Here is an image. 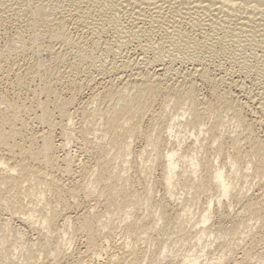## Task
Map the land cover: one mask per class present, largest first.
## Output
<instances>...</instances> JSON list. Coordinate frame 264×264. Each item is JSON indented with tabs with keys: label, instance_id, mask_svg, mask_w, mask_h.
<instances>
[{
	"label": "bare ground",
	"instance_id": "bare-ground-1",
	"mask_svg": "<svg viewBox=\"0 0 264 264\" xmlns=\"http://www.w3.org/2000/svg\"><path fill=\"white\" fill-rule=\"evenodd\" d=\"M29 3L31 4V7L38 12L39 11L43 12L47 7L50 6V8H48L50 10V12L49 13L44 12L41 20H39V22L37 24H35L31 21V19H30L31 15L29 16L28 11H26V6L23 7L18 0H0L1 12L4 13V11H3L4 8H5V10H6V8H8V9L12 10L11 15H13V16L21 15L22 16L21 23L19 21L20 25L15 30L16 32L13 34V36H11V38L9 40H5L4 43L0 46V75L2 73L6 72V70L5 71L3 70L5 67L2 68L1 63H3V62H1V61L3 59L6 60L8 57H11L13 54L17 55V54L26 53V51L29 50V46L32 48V45L34 44V41L37 39V37L39 39H42V42H41L42 48L41 49L52 52L53 50L55 51L56 47H58V48L62 49L61 51L63 52L62 53L63 57L56 59L55 57L51 56L52 58L50 59L51 61H50L49 65L44 64L43 62H41L42 61L41 60V61L35 62L31 65H27L26 67L23 66L24 67L23 68L24 74H21L22 73L21 71H20L21 72L20 74L17 71L14 73H11L12 76L14 77V80L17 82V84L18 85L20 84L21 86L25 85L26 81H28L27 79H29V80L31 79L32 81H34L33 80L34 78L33 79L31 78L32 76L33 77L38 76V78L40 79V84H41L40 93L43 95L44 94L48 95V96H46L47 98L45 97L46 99L44 98L45 100L40 101L39 104L36 103L38 105V107L41 109L40 114H38V115L33 114L32 115V110L34 109V108H32V104L30 103L31 105L30 104L27 105L24 102L25 100H22V98L19 99L20 95H18L19 98H17V97L16 98H9V97L7 98L3 94L4 91L2 89L1 90L3 92L0 91V209L3 210V213L5 211L6 215H8L7 217H9V216L10 217H18L19 219H22L23 221H27V220L29 221L30 219H32L31 215H33L35 213H32L33 211H31V209H33V207L28 208L27 206H26V210L30 209L29 211H31V212H29V213H32V214H29L28 212H27L28 213L27 214V213H25L26 211H22L24 208V206L22 204V203H24V201L22 199H24V197L25 198L29 197L30 199H32L31 198L32 193L33 194L34 193H38V194L40 193L39 195L41 196L42 193H44L43 191H46L44 189H47V193L50 194V192H51V194H53V197L55 198L54 200L56 201L57 206H61L63 211H65L64 212L65 217L63 216L65 222H67L68 219H72V218L74 219V221H76L74 224V227H72V228H74L73 232H72V230H71V232L73 233V235H79V237H81L83 239L82 250H80L79 257L83 256V257H86L88 259L90 258V259L97 260L100 258L102 252L107 250L106 247H108L110 236L113 235V234L111 235V232L113 230L110 232L111 228L109 230L106 229L107 226H106L105 222L103 221L104 217L102 219V216H105L106 214L104 213L105 215H103L102 212H99V211H97V209L94 208V207H96V205L95 206L92 205V206H88L84 209L82 208L81 210L75 209L76 211L73 212L74 215H72L71 214L72 211L70 210L71 206H69L68 201L65 200L66 198L65 199L63 198L64 197L63 195H65V193H63L62 191L65 188L66 184H64L63 182H60V178H55L52 175V173L55 174V170L57 169L62 176L65 175V177H66V175L70 174L72 172V169L74 168V167L72 168V166H74L73 160H75L73 156H72L73 157L72 158L68 152H66V153L64 152L65 154L59 158L58 155L55 153V151H56V149L58 150V148H65L64 145L66 146L70 141H72L71 138L75 134H73L74 128L71 125L72 123H69V121L70 122L72 121L73 115L75 113H79L80 114L79 120H81L80 124H83V126H82L83 128L90 125L92 123V121L94 123H97V119H98L97 124L102 127V130L105 132L104 135L106 134V136H107L106 143H104V145H102L100 143L97 144V142L93 143L92 141H89V140H92V137H91V139L87 138V137H89V135L86 136V133L88 132V131H85L86 128L83 130L81 127V130L86 132L85 134H80V132L83 133L82 131H78L79 133H77L78 135L80 134V137L82 140V142H81V140L78 139L82 143V147L84 150L83 152H88V153L90 152V154L92 152V154L94 153L96 155V156L94 155L95 157H98L95 159L96 160L98 159L97 162L99 161L98 162L99 163L98 164L99 170L97 171L98 173L94 172L95 174H97V176L94 177L93 182L96 183L94 185L98 184L100 187L99 196L101 194L104 197H106L105 198L106 200L111 199L115 208L117 207L118 209H120L124 212L123 213L121 211L122 216H123V214L126 215L129 212L128 207L130 208V206H133V204L135 206V202H138L140 200L139 199L140 191L137 192L138 194L136 193L137 194V196H136V194L132 192L133 191L132 189H134L132 185L135 183L130 184V182H129L130 180L129 179L127 180L125 177H123V175L121 174L122 172H120V170L116 171V169L115 170L111 169V166L113 168V165L109 166V164H108L109 159H107V158L111 159V157L110 156L107 157L106 153L107 152L109 153V150H113V152H112L113 154L112 153L111 154L114 155L115 157H113L110 154L112 156L111 161H115L116 159H118V157H120V158L122 157L121 160H123V162H124L125 157L127 155H130V148H129V142H128L129 138L132 139V137H134V136L141 135V136H143L142 137L143 139L146 138L148 140L151 137L150 135H152V136L154 135L153 139L150 138V139H152V144H153L152 149H153V151H155V153L154 152L152 153L154 155L152 156L151 159L153 160V162H155V164L158 163L157 165H159L160 166L159 168H161L160 177H159L160 182L159 183H161L162 186L164 185L165 190H168V188L173 186V184H176L174 182L177 180H174V179H178L180 183L178 181L177 182L179 184H181L183 188H188V187L191 188L193 186V189H194L197 186V188H200V189L205 188V189L216 190L218 193H217V197L214 200L219 202V203L223 199V197L224 198L229 197L228 206L236 203L237 205H239V207L237 206L238 207L237 209H240L236 212V213H238L237 215H240L239 213H242V215H240L241 217L235 216V217H237L236 219L233 217L234 219L231 221V224L229 225V229L231 230V233H233V236L237 235L238 237L237 236L236 237L238 238V240H242V243H243V245L241 244V242H240V244H238L240 246L242 245L241 250H240L241 253L238 257L234 258V256H235L234 251L235 250L232 251L231 250L232 247L230 249H228V252L231 251L230 253L233 256V257L231 256L232 257V263L244 264L245 261H246V263H249V262H247V260H249L253 256V254H256V256H258L259 258H263V256H264V185H263L262 180L264 179V133L258 134L254 131L255 130V123L254 122L256 120L255 121L253 120L254 122L251 120L247 121L248 119L246 120L245 117H243L244 115L242 116L240 108L237 105L238 103L236 104L235 102H233L232 101L233 99H231V97H229V95L225 91L220 92L221 90L218 89L219 93H217L218 90L217 91L214 90L213 94H214L215 102L209 103V101L205 102L198 97L196 90L194 89V86H189L187 88H185V86H184V88H183L182 83L181 84L180 83L173 84V91L172 92H174V96H170L171 94L169 95V97H173L172 103L171 104L169 103V104L171 105L172 109L174 110V113H172V116H169L170 118L168 120L166 119L167 121L165 120V122H163L164 123L163 126L160 125V129H157V130L152 129L151 134L147 133V131H145V133H143V132H141V129H140V128H143L140 125V120H143V118H145V116L148 114H149V116H152V118H154L152 111H151L152 110V103L154 101H156V99H157V97H159V95H161L159 93L162 90L166 89L164 91H165V94H167V89L172 88V86L170 88L169 87L170 85L167 86V84L165 86L164 80H165V77L167 78V75L170 76L172 74V70H173L172 65L173 64L171 62H172L173 58L175 60L178 58V57L175 58L177 55L176 51H179L182 54L183 58L180 60H183V61H186L187 63L189 62L190 64L195 65V68L194 67L193 68L195 69V72L199 73V76L201 75L203 78L207 77L206 76L207 71L205 72L204 68H201V67L196 68L197 66L201 65L200 63L202 62V60H203L202 58L204 56L201 53H199L197 51V49L195 50V49L191 48L192 46H194V45H190L193 43L192 40L194 39V37H190L189 35L187 36L185 34L180 33L183 30V29L181 30L182 27L180 28L181 22L189 23L190 25H196V26H198V25L203 26V27L209 26L211 31H212V28H213V30L214 29L215 30L223 29V30H225V32L228 30V33L231 32L232 36L236 35L239 37H240L239 34H242V35L244 34L245 37L246 36L247 37H249V36L253 37L254 33L256 34V32L257 33L260 32L257 35L260 38H261L260 35H263L261 38V39H263L264 38V0H30ZM36 11H34V12H36ZM118 12H120L119 14H121V12H123V14H124V12H125V14L127 15V16H125L126 20L129 18L127 20V23L129 24V26H128L129 28L128 29L126 28L129 32V36L130 35L134 36V38H136L138 36L137 39L139 38V36L142 37L145 41L142 48L146 51L151 50V52H152V57H147V58L142 60V63L145 66V70H144L145 72L144 71L142 72V69L139 68L141 71L139 70L138 72L130 74L132 77L131 76H129V77H131L132 79H130V78H129L130 80L126 79L127 81H125V79H124V81H121L120 83L119 82L117 83V81H116V83L112 82V83L106 84L107 82H109V81H107L104 85L103 80L102 81L97 80L98 82L101 81L103 83V84L101 83L102 86H100V87L97 86L98 84H100V83H98L96 85L97 87H93V89H92L93 91L91 92V96L88 97V99H86V102L82 101L83 102V103L81 102L82 106L81 105L79 107L74 106L75 108L71 112V107L75 104V100H76L75 98H76V95L78 94V92L82 88L91 85L93 77L95 78V75L93 76L91 74L92 71H94L93 69H96L95 71L103 74V73H105V71H109L110 69L112 70V71L110 70V72L112 73L113 71H116L118 69L124 70L125 68H128V67H129L128 69L130 70V67L132 68L134 66L132 61H130V62H132L133 66L130 65V62H128L129 61L128 59H127L128 61L123 60L125 57L122 59V58H120V56H122V55H120V56L117 55L119 53L118 52L119 47H121V44H124V40L127 38V36L123 35V33L125 32V29L123 30L124 24H123V26H121L122 27V29L120 28L121 30L117 27V23H118V25H120L118 22L119 21L118 18L116 19V17H115V15ZM6 13H8V11ZM9 13H10V11H9ZM67 16L72 17V19H71L72 23H70V24L73 26L71 28H73L76 32V33L73 32L74 34H72L71 31H68V29L70 27L68 26L67 23H68V19H70V18H67ZM120 21H121V19H120ZM106 23L111 24V27L114 26L113 27L114 34L112 33L113 35L111 38L112 41H108V40H106V38L104 39V37L102 38V34L104 32H106L105 31L106 26H104V25H106ZM107 26H109V25H107ZM127 30H126V32H127ZM163 30H165V32L169 31L172 34H174L172 36H176L175 41H174V38L168 37L167 35L164 36L163 34H161V35L157 34ZM107 32H108V30H107ZM183 32H184V30H183ZM171 33L169 35H171ZM211 34H213V33H211ZM227 35L228 34L226 33L225 36H227ZM7 36L9 37V35H7ZM157 36H158V38L156 39ZM225 36H223V37L225 38ZM8 37H6V38H8ZM215 37H217V36H215ZM123 38H125V39L122 40ZM191 38H193V39H191ZM221 38L220 37H219V39L217 38L218 40L216 38H214V39L219 41V40H221ZM137 39H136V41H137ZM240 39H242V37ZM240 39L238 41H240ZM248 39H249V41L247 40L248 45H255L256 46L255 41L257 42V40H252L254 42H252V41L250 42L251 39L250 38H248ZM255 39H256V37H255ZM231 40H233V39H231ZM263 41L264 40H262V43H263ZM175 42H177V43H175ZM194 43H195V41H194ZM209 44H210V42H209ZM206 46L208 47V45H206ZM262 47H264V45H262ZM164 48L167 49L166 50L167 58H168L167 60H169V61H166V59L162 58V56L163 57L166 56V53L163 50ZM163 52L165 53V56L163 55L164 54ZM179 52H178V56L181 55ZM102 53H103V55H105V54H108L110 56L112 55L110 57L111 60L109 59L110 60L109 65L110 66L107 65V63L105 64V60H104V62L101 61L100 56L102 55ZM15 55H13V56H15ZM141 55H140V57H141ZM30 56H32V55H30ZM141 59H142V57L140 59L139 58L136 59V61L141 60ZM8 60L9 59H7V61ZM163 60H165V62H163ZM5 63H3V64H5ZM136 64H138V63H136ZM6 67H7V65H6ZM244 67H246V66H244ZM8 69L10 70V68H7V72H8ZM137 69H135V70L137 71ZM119 71H116V72H119ZM126 72H127V70H126ZM132 72H134V71H132ZM176 72H177V70H176ZM245 72L247 73V71H245ZM121 73H119L120 78H121ZM123 75H124V73H123ZM5 76L7 78V74ZM9 76H10V73H9ZM81 76L83 77L82 78L83 80L81 79ZM125 76H128V75H125ZM2 77H4V76H2ZM263 77H264V75H263ZM111 78L116 79L117 77L116 78L111 77ZM112 79H109V80H112ZM80 80L83 82H80ZM120 80H122V79H119V81ZM94 81H95V79H94ZM94 81H93V83H94ZM61 83H64L67 86V88H66V86H64V87L68 91L70 90L69 91L70 93L68 92L69 96L62 97L60 95V92L55 90L56 88L54 87V85L55 84H61ZM64 84H62V85H64ZM20 85H19V87H20L19 89H22ZM188 85H186V86H188ZM262 85H263V83H262ZM16 87H18V86L16 85ZM169 91H171V90H169ZM17 93H19V92H17ZM34 93L35 92L33 90V93H32L33 96H35L37 94V93H35V94ZM254 93H256V92H254ZM252 94L253 93H251V95ZM255 95L256 94H254L253 97ZM259 95H261V94L259 93ZM165 96L167 98L163 97V98H165V100L163 99V102H166V100H168V95H165ZM256 96H258V94ZM253 97H250V98H253ZM89 98H90V100H89ZM247 99H249V98H247ZM31 100H29V101H31ZM251 100H253V99H251ZM254 100H257V103L255 105H258L259 111H261L264 114V98L262 96H260L258 98L256 97V99H254ZM37 101H38V99H37ZM94 101H96V103H94V104L95 105L97 104V105L94 106V108L88 107L89 102H90V104L91 103L93 104ZM169 102H171V100ZM182 104H185V105L187 104V107L184 108ZM214 105H217V107ZM1 106H3V107H1ZM260 108H261V110H260ZM225 110H226V112H229L230 115L232 114V116L234 117V120L237 121L236 124L237 123L238 124L236 127L241 128L240 134H238V135L235 134V136H232V137H230L231 135L228 136V139H229V140L227 139L229 141L228 144L226 143L227 142L226 138H224L221 135L222 133L221 132L219 133L218 127L220 125L219 126L217 125V124H220V122H221V119H219V116L222 113L221 111H225ZM153 113H154V111H153ZM185 113H187L186 115L188 117L187 119H185L186 121L183 122V123H185V126L190 128L189 131H191V133L203 132L205 130L206 135H207V137H205V139L207 138L206 142L201 141V140H200L201 142L198 141L199 139H198V137H196L197 134H195V133H194L195 139H193V140H195V142L193 141L190 145H186L185 147H182L183 142H184L183 139L180 138L181 139L179 142L180 145L178 144V142L175 144V141H174L175 139L171 140V138L174 137V135H173L174 130H173L172 125L176 121L179 123V120H181V119H178V118L182 117ZM206 113L214 114V117L216 116L215 118L218 119L219 123L214 122V121H217V119L214 118L215 119V120L213 119L214 124H212V123H211V125L208 124V126H206L203 129V126L206 125L205 124V117H204ZM208 114H206L207 117L212 116V114L211 115H208ZM24 115H27V116H25L26 119L24 118ZM230 115H229V117H230ZM56 118H58L59 120H57ZM148 118H150V117H148ZM32 120L46 125L47 130H45V131L43 130V132H40L39 134H37L36 131H34V132L28 131L29 133H27V134L25 132H23L24 130H26V132H27L28 128H26V126L28 124V127H29L30 125L28 122L32 121ZM62 120H63V122H64V120H66L67 123H66V126L65 127L63 126L64 128H62L60 130V133H59L60 139L57 140V142H55L54 140L56 138L53 139V136H54L53 130L56 127V125L58 126V124H60V122H62ZM156 120L158 121V119H156ZM171 121H173V123H170ZM153 122H154V120H153ZM257 122H258V120H257ZM178 123H176V124H178ZM68 124H69V126L71 125L70 128H69ZM85 124H88V125L84 126ZM153 124H155V122ZM63 125H64V123H63ZM155 125L157 126L158 124H155ZM178 125H180V124H178ZM90 126L92 127V125H90ZM97 126L95 125L96 128H97ZM154 126H152V127H154ZM72 128H73V130H72ZM90 129L95 130V128H90ZM147 129L148 128H146V130ZM94 130H92V131H94ZM98 130H100V129H98ZM102 130L100 132H102ZM148 130L150 131V129H148ZM153 131H154V133H153ZM95 132H93V134L96 136L97 133L95 134ZM87 134H92V133H87ZM198 134H200V133H198ZM99 135H101V133ZM203 135H204V132H203ZM239 135H240V138H239ZM102 136H103V133H102ZM74 137H76V135ZM98 137H100V136H98ZM78 138H79V136H78ZM199 138H201V137H199ZM222 138H223V140H226V141L224 142L222 140ZM38 139L40 140L39 141L40 143H37ZM76 140L77 139H75V141ZM87 141H89L91 143V145L89 143L86 144ZM149 141H151V140H149ZM167 141L170 142V147L167 146L168 148L166 147L167 149L165 148L164 151H162L161 147H163L164 146L163 144L165 142L167 143ZM240 142H243V144L245 145V146H243V149H244V147H246V149L244 150V152H246L245 154L242 153L241 147L243 144H240ZM149 143H151V142H149ZM214 143H215V145H214ZM171 144H172V146H171ZM177 144L179 145V148L174 147ZM86 145H88V146H86ZM228 145L230 146V148L233 151V153L229 156L230 157V164H228V165L231 166L229 171H227V169H225L226 163L225 164L223 163V165H221V166H217L216 164H214V160L216 159V156L223 155L228 151V147H227ZM106 147L108 148V150ZM181 147L185 149L183 153H185V157H187L186 161L189 162L190 163L189 165H191V167H192L191 172L186 171V173L188 172L187 174L184 172L187 168L185 170H182V171L177 170V167H178V163L176 160L177 156L179 158H180L179 155H181L182 158L184 156L182 154L177 155V151L182 149ZM105 149H106V152H105ZM202 149H203V151H202L203 154L199 155V157H198L197 152L198 151L200 152ZM211 150H212L213 154L210 153ZM226 157H228V156H226ZM227 160H229V159H227ZM179 161H181V160H179ZM116 163H114V164H116ZM115 166H117V165H115ZM142 166H144V165H142ZM46 167H49V169L52 171L49 179H47V176L50 174L51 171L46 172V170H45ZM198 168L201 171L200 172L201 174L198 173L200 175V178H199V175H198V178H196L194 176L195 173L198 171ZM236 169H240V170L245 169V171H243L245 173L244 178H246V176L249 175L252 178V180H257L256 183H258V185H259V186H256L257 184L255 185L256 186L255 189L256 188L258 189L257 193L254 192V194L249 197V195H247V192L245 191V189L243 190L242 188H238V187L242 186L239 183V181H238V183L241 186L235 187V184H233L235 182H233V181L235 179L234 175L236 174L235 173ZM248 170H249V172H247ZM58 171H57V173H58ZM84 171L85 170H83V172ZM88 172H89V170H88ZM126 173H127V171H126ZM237 175L238 174H236L235 176H237ZM72 176H74V175H72ZM178 176H179V178H176ZM249 176H248V178H249ZM145 177H147V176L145 175ZM62 180H63V178H62ZM131 180H132V178H131ZM70 181H71V178H70ZM72 181L74 182L73 184L79 185V184H77L79 179H76V177H74L72 179ZM132 181H131V183H132ZM243 182H244V179H243ZM245 182H247L246 179H245ZM25 183H26V187H24ZM87 184H89V183L87 182ZM179 184L177 186H179ZM150 186H152V185H150ZM248 186L250 187V185H248ZM33 187L34 188H40V189H38L37 191L35 189L34 191H36V192H33V189H34ZM174 187H176V186H174ZM242 187H244V185ZM76 188H78V186L75 187V189ZM197 188H196V190H197ZM66 189L68 190L67 187H66ZM75 189H73V190H75ZM79 189H80V186H79ZM145 189L143 192L150 193L149 191L146 192ZM70 190H72V189H70ZM11 191H13V193L10 194ZM134 191H136V189ZM38 194H36V197ZM94 194H96V192ZM140 194H142V193H140ZM171 195L169 194V197H167L168 200L165 199L167 201L166 204H168V206H170V207H172L174 205L173 203H175V201L171 200L172 199V198H170ZM146 196H148V194H146ZM146 196H144V197H146ZM32 197H33V195H32ZM149 197L148 198L146 197L147 200L149 199ZM34 198H35V196H34ZM142 198L143 197L141 196V199ZM194 198H196V197H194ZM151 201H152V199H151ZM139 202H141V200ZM161 202H163V203H161ZM161 202L159 203V205L157 204L160 207V213L158 212L159 213L158 214L159 215L158 220H159V222L163 223L161 225L162 226L161 228H159L160 227L159 225L161 223H159V225H158L159 227H158L157 226L158 220L155 221L157 219V217H156V219L154 218L155 220L151 219L152 222L147 221L148 223L147 222L146 223L140 222L141 219L138 217L139 219L138 218L130 219V221L126 222L125 224L123 223L124 224V226H123L124 230L123 231L125 233H128V234L134 233L133 235H135V233H138L139 231H140V233H142V231H141L142 229L145 231V233H147L146 231H148V233L150 231H153V230L158 231V229H156V227L159 228L160 232L162 231L160 229H163L162 233H165V231L168 229H169L168 231H170V228L175 226L174 224H176L175 222H177L176 220H178V217L180 216L181 213L179 214V212H175L173 215H170L171 213L168 214L167 211L169 209L167 208L168 206L166 204H164L165 203L164 199ZM193 202H192V204H193ZM39 203H42V202H39ZM212 203H213L212 200L209 201V204L204 207L199 219L197 220L198 217L196 218L197 225L201 224V226H199L198 229L196 227L195 231L192 230V227L194 226V222L192 224L193 226L187 225V226L191 227V228H189V230H192L193 233L195 232L194 236L192 233L191 234H192V237L196 238V240H200L203 236L207 238L215 231H217L219 233L222 229V226L220 224H216L213 226H206V224L209 220V217H211V216H209V213L211 210H214V209L210 208V207H212ZM27 204H28V202H27ZM137 204H139V203H137ZM24 205H26V203H24ZM42 205H45V204H42ZM140 205H138V206H140ZM31 206H33V205H31ZM114 206H112V207H114ZM183 206L184 205H182V207H180V204H179L180 208H183ZM45 207H46V205H45ZM179 207H177V208H179ZM232 207L234 208V205ZM133 208L135 209V207H133ZM166 208L168 210H166ZM77 209H79V208H77ZM118 209H116V210H118ZM219 209L220 208L215 209V214H217V216L222 215V217H223L226 211L224 212V210H219ZM178 210H180V209H178ZM37 211H39L38 212L39 214H37V215H39V218H35V219H39L41 221V224L46 225V228H52L51 231L53 230V228L55 229V227L58 225V220H57L58 214L54 213L53 209L51 211H48V213H46V212L44 213L42 211V207H41V209H39ZM151 211H149V212H151ZM154 211H156V210H154ZM158 211H159V209H158ZM227 211L230 212V210H227ZM60 212H59V214H60ZM128 214H131V213L129 212ZM111 215H112V213H111ZM134 216H136V215H134ZM134 216L132 218H135ZM35 217H38V216H35ZM119 217H117L118 218L117 220H119ZM185 217H186V215H185ZM185 217L182 216L181 218L185 219ZM106 218H108V217L106 216ZM186 218L189 220V217H186ZM191 218L192 217L190 216V219ZM230 219H231V216H230ZM230 219H228V220L230 221ZM109 220H110V218H109ZM115 220H113V221H115ZM120 220H121V218H120ZM179 220H180V218H179ZM188 220H185V223H188ZM2 221H4V220H2ZM60 221H62V220L60 219ZM143 221L145 222V220H143ZM181 221H182V219H181ZM180 222H177V223L179 224ZM137 225H139L137 228L140 227L141 230H138V232H135V231H137L136 230ZM184 225H182V226H184ZM195 225H196V222H195ZM176 226H178V225H176ZM176 226H175V228H176ZM182 228L185 230V232L184 231L183 232L187 233V231H186V230H188L187 227L186 228L182 227ZM8 229L10 230V228H8ZM49 231H50V229H49ZM156 231H154V232H156ZM177 231H178V229H177ZM50 232H48V234ZM52 232H54V231H52ZM140 233H138V234H140ZM180 233H181V231H180ZM138 234H136V235L138 236ZM167 234L168 233H166V235ZM191 234H189V231H188V235L190 236V238H191ZM46 235H47V233H46ZM183 236H185V235H183ZM43 237L46 238V237H48V235L43 236ZM66 237L67 238H64L60 242L58 241L54 245H51L50 249H48V247L46 246V242H43L42 238H41L42 241L36 240L37 242H35L34 244L39 246L38 249H40V251L43 252V254L40 252L42 255H46L47 257H50V256L51 257L52 256L59 257L58 254L61 253L60 254V255H62L61 257H64L63 253H62V251L64 250L62 244L67 246V244H69V241L73 240V239L70 240L71 238L74 237V239H75V237H78V236H72L71 235V237L70 236H66ZM179 237H182V236L179 235ZM184 238L182 237L181 239L184 240L185 242L188 239H190V238H188L187 240H185ZM38 240H40V239H38ZM77 240H78V238H77ZM154 240H155V238H154ZM193 240L191 239V241H193ZM157 242H159V241H157ZM192 243H194V242H192ZM226 243H227V241H226ZM226 243H224V245ZM186 244H187V242H186ZM188 244H190V240H189ZM228 245H229V243H228ZM185 246H187V245H185ZM256 248L258 249V252L254 250ZM238 249H240V248L238 247ZM238 249H236V250H238ZM135 251H136V249H135ZM106 253H107V251H106ZM143 253H141V254H143ZM141 254H138V253L134 254V252L132 250H126V252L123 253L122 256H120L121 257V258H119L120 260L118 259L119 264L123 263V262H125L123 264H137L143 258V257H141ZM228 255H229V253H228ZM128 256L130 257V259H128ZM222 256H220V257L223 258ZM224 256H227V255H224ZM196 258L197 257H195V259L192 258L193 260L188 259L187 263H189V264L195 263V261H197ZM77 259H78V257H77ZM121 259H123V261H121ZM143 259L145 260V256ZM155 259H157V258L155 257L154 259H151V261L149 259L148 260L150 261L151 264H153ZM54 260L55 259H53V262L57 261V260H55V261ZM78 260H76V261H78ZM111 260H112V258H108L107 261L112 262ZM127 260H128V262H126ZM222 260H224V259H222ZM107 261H105V262H107ZM114 261H117V259H115ZM216 261H218V259H216ZM78 262L79 263H75V264H80V261H78ZM208 264H210V263H208ZM216 264H218V263H216Z\"/></svg>",
	"mask_w": 264,
	"mask_h": 264
},
{
	"label": "rangeland",
	"instance_id": "rangeland-1",
	"mask_svg": "<svg viewBox=\"0 0 264 264\" xmlns=\"http://www.w3.org/2000/svg\"><path fill=\"white\" fill-rule=\"evenodd\" d=\"M19 2H20V4L23 6V7H25L26 6V11H28V14H29V16L31 15V21L33 22V23H35V24H37L38 22H39V20H41V18L43 17V13L44 12H47V13H49L50 12V10L48 9V8H50V6L49 7H47L43 12H41V11H36V10H34L32 7H31V4L29 3L30 2V0H18ZM49 4V3H48ZM8 8H6V10H5V8H4V13L3 12H1V10H0V46L4 43V41L5 40H9L10 38H11V36H13V34L16 32L15 30L17 29V27L20 25V23H21V20H22V16L21 15H16V16H13V15H11L12 14V10H10V9H8ZM8 11V13H6V12ZM9 11H10V13H9ZM34 11H36V12H34ZM108 11V10H107ZM120 12H118L116 15H115V17H116V19L118 18V22H119V24L120 25H118V23H117V27L120 29H122V27L121 26H123V24H124V26H123V30L125 29V32H126V30L129 28L128 26H129V24L127 23V20L129 19H127L126 20V17L125 16H127L126 14H125V12H124V14H123V12H121V14H119ZM2 14V15H1ZM9 14V15H8ZM123 14V15H122ZM2 16V17H1ZM7 16V17H6ZM118 16V17H117ZM17 20H16V19ZM21 18V19H20ZM67 18H70V19H68V26L71 28V27H73L70 23H72L71 22V19H72V17H68L67 16ZM10 19V20H9ZM13 21H12V20ZM120 19H121V21H120ZM70 20V21H69ZM19 21H20V23H19ZM126 23V24H125ZM70 24V25H69ZM13 25V26H12ZM107 25H109V26H107ZM127 25V26H126ZM180 28H181V30L183 29L184 30V32H183V30H182V32H180V33H182V34H185V35H189L190 37H194V39L193 38H191V39H193L192 41H193V43L192 44H190V45H194V46H192L191 48H193V49H197V51L199 52V53H201L204 57L202 58L203 60H202V62L200 63L201 65L200 66H197L196 68H199V67H201V68H204L205 70V72H206V76L207 77H202L201 75L199 76V73H197V72H195V65H193V64H190L189 62L187 63L186 61H183V60H180V59H182L183 57H182V54H181V52H179V51H176L177 52V55H176V57L175 58H177L176 60L173 58V60H172V67H173V70H172V76L170 75H167V78L165 77V80H164V83H165V86H166V84H167V86H169L170 88H171V86H172V88L171 89H169L168 87V89H167V94H165V91L164 90H166V89H164V90H162L159 94H161V95H159V97H157V99H156V101H154L153 103H152V114H153V116H154V118H152V116H149V114L148 115H146L145 116V118H143V120H140V125H141V127H143V128H140L141 129V132H143V133H145V131H147V133H152V129H155V130H157V129H160V125L161 126H163L164 125V123L163 122H165V120L167 119H169L170 117L169 116H172V113H174V110L172 109V107H171V103H172V99H173V97H169V95L170 96H174V92H172L173 91V84H175V83H182V86H183V88H184V86H185V88H187V87H189V86H194V89L196 90V93H197V95H198V97L200 98V99H202L203 101H205V102H208L209 101V103H214L215 102V98H214V90H218V89H220L221 91L220 92H222V91H225L228 95H229V97H231V99H233L232 101L233 102H235L238 106H239V108H240V111H241V113H242V116L243 117H245V119L247 120V121H249V120H251V121H253L254 123H255V132L256 133H258V134H262V133H264L263 131H264V114L261 112V111H259V107H258V105H255L256 103H257V100H254V99H256V97L258 98V97H260V96H262L263 98H264V77H263V75H264V47H262V45H264L263 43H264V41H263V43H262V40H264V38L263 39H261L262 38V36L263 35H260L261 36V38L260 37H258V35L257 34H259L260 32H256V34L254 33V36L253 37H245L244 36V34L242 35V34H239L240 35V37L239 36H232V34H231V32L230 33H228V30L225 32V30H223V29H219V30H213V28H212V31H211V29H210V27L209 26H207V27H203V26H196V25H190L189 23H185V22H181L180 23ZM16 26V27H15ZM104 26H106L105 28V31L106 32H104L103 34H102V38L104 37V39L106 38V40H108V41H112V35L114 34V29H113V27L114 26H112L111 27V24H109V23H106V25H104ZM120 26V27H119ZM203 27V28H202ZM68 29V31H71L72 32V34H74V33H76L75 32V30L73 29V28H71V29ZM108 28V29H107ZM110 28V29H109ZM127 28V29H126ZM113 29V30H112ZM120 29V30H121ZM107 30H108V32H107ZM180 30V31H181ZM110 31V32H109ZM214 31V32H213ZM74 32V33H73ZM123 33V35L124 36H127V38L125 39V38H123L122 40H124V44H121V47H119V49H118V52L120 53H118L117 55L118 56H120V55H122V56H120V58H124L123 60H126V61H128V62H130V61H132L133 62V65H132V62H130V65H132L133 67L131 68L130 67V70L128 69V68H125L124 70L123 69H118V70H116V71H119V72H116V71H113L112 73L110 72V70L109 71H105V73H99V72H97V71H95L96 69H93L94 71H92V75L94 76L95 75V78L93 77V79H92V82H91V85H89V86H86V87H84V88H82L79 92H78V94L76 95V100H75V104L71 107V112L73 111V109L75 108V107H79L83 102H86V99H88V97H90L91 96V92L93 91L92 89H93V87H97V86H102V84L104 83V85H105V83L107 82V81H109V82H107L106 84H108V83H112V82H115L116 83V81H117V83L119 82H121V81H124V79H125V81H127V80H130V79H132L131 77V73L133 74V73H135V72H138L140 69H142V72L145 70V66L143 65V63H142V60L143 59H145V58H147V57H152V52H151V50H144L142 47H143V45H144V43H145V41H144V39L142 38V37H140L139 36V38L137 39V37L136 38H134V36H129V32H128V30H127V32L126 33ZM165 30H163V31H161V32H159V33H157V34H163L164 36L165 35H167L168 37H171V38H174V41H175V37L176 36H172V35H174V34H172L171 32H165ZM107 33V34H106ZM113 33V34H112ZM171 33V35H169ZM187 33V34H186ZM211 33H213V34H211ZM218 35H217V34ZM228 34L227 36H225V34ZM105 34V35H104ZM222 34V35H221ZM7 35H9V37L7 36ZM257 35V36H256ZM215 36H217V37H215ZM223 36H225V38L223 37ZM6 37H8V38H6ZM37 37V36H36ZM219 37L221 38V40H219V41H217L218 39H219ZM238 37V38H237ZM242 37V39H240ZM255 37H256V39H255ZM258 37V38H257ZM158 38V36L156 37V39ZM214 38H218L217 40L216 39H214ZM229 38V39H228ZM233 39V40H231V39ZM237 38V39H236ZM248 38H250L251 40H250V42L252 41V40H257V42L255 41V43H256V46L255 45H248L247 43H248V41H249V39ZM254 38V39H253ZM260 38V39H259ZM111 39V40H110ZM136 39H137V41H136ZM207 41H206V40ZM240 39V41H238ZM128 40V41H127ZM142 40V41H141ZM248 40V41H247ZM194 41H195V43H194ZM206 41V42H205ZM42 39H39L38 37H37V39L34 41V44L32 45V48L29 46V50L28 51H26V53H22V54H17V55H15V54H13V55H15V56H11V57H8L7 59H9L8 61H7V59L5 60V59H3L1 62H3V63H5L6 65H7V67H6V65L5 64H3V63H1V65H2V68H4L3 70L5 71L6 70V72H4V73H2L1 75H0V91H2L3 92V94L8 98H19V96L18 95H20V98L19 99H21L22 98V100H25L24 102L27 104V105H29L30 103L32 104V108H34L33 110H32V115L33 114H40V112H41V109L38 107V105L36 104V103H40V101H43V100H45L47 97L46 96H48V95H43V94H41L40 93V87H41V84H40V79L38 78V76H35V77H31L34 81H32L31 79V81L29 80V79H27L28 81H26V83H25V85H23V86H21L20 84V86H21V88L22 89H19L20 87H19V85L17 84V82L14 80V77L12 76V74L11 73H14V72H18L19 74L21 73V74H24V70H23V66H27V65H31V64H33V63H35V62H38V61H41V62H43L44 64H46V65H49L50 64V59L52 58V57H55L56 59H59V58H62L63 56V52L61 51L62 49H60V48H58V47H56L55 48V51L53 50L52 52H49V51H47V50H43V49H41L42 47H41V45H42ZM129 42V43H128ZM138 42V43H137ZM209 42H210V44H209ZM252 42H254V41H252ZM259 42V43H258ZM175 43H177V42H175ZM208 43V44H207ZM242 43V44H241ZM261 43V44H260ZM206 45H208V47L206 46ZM246 45V46H245ZM261 47H260V46ZM141 46V47H140ZM252 46V47H251ZM140 47V48H139ZM195 47V48H194ZM257 47V48H256ZM31 48V49H30ZM124 48V49H123ZM142 48V49H141ZM32 50V51H31ZM143 50V51H142ZM164 50V52L166 53V56H165V53L163 54L165 57H163L162 56V58L163 59H166V61H169V60H167L168 58H167V52H166V48H164L163 49ZM46 51V52H45ZM127 51V52H126ZM33 52V53H32ZM178 52L181 54H179L180 56H178ZM49 53V54H48ZM54 54V55H53ZM135 54V55H134ZM142 54V55H141ZM19 55V56H18ZM30 55H32V56H30ZM56 55V56H55ZM140 55H141V57H142V59L141 60H138V61H136V59H140L141 57H140ZM241 55V56H240ZM245 55V56H244ZM255 55V56H254ZM52 56V57H51ZM112 56V55H111ZM110 55H108V54H105V55H103V53H102V55L100 56V59H101V61H103L104 62V60H105V64L107 63V65H109L110 64V60H111V57ZM144 56V57H143ZM240 56V57H239ZM34 57V58H33ZM49 57V58H48ZM102 57V58H101ZM181 57V58H180ZM239 57V58H238ZM31 58V59H30ZM104 58V59H103ZM134 58V59H133ZM246 58V59H245ZM11 59V60H10ZM14 59V60H13ZM108 59V60H107ZM110 59V60H109ZM128 59V60H127ZM131 59V60H130ZM5 60V61H4ZM30 60V61H29ZM35 60V61H34ZM37 60V61H36ZM242 60V61H241ZM245 60V61H244ZM49 63H48V62ZM108 61V62H107ZM140 61V62H139ZM204 61V62H203ZM244 61V62H243ZM163 62H165V60H163ZM182 62V63H181ZM240 64H239V63ZM28 63V64H27ZM135 63V64H134ZM136 63H138V64H136ZM14 65V66H13ZM203 65V66H202ZM110 66V65H109ZM137 66V67H136ZM141 66V67H140ZM244 66H246V67H244ZM136 67V68H135ZM194 67V68H193ZM7 68H10V70L8 69V72L10 73V76H9V73L7 72ZM138 68V69H137ZM140 68V69H139ZM157 68V67H156ZM135 69H137V71L135 70ZM245 69V70H244ZM258 69V70H257ZM19 70V71H18ZM23 70V71H22ZM126 70H127V72H126ZM176 70H177V72H176ZM192 70V71H191ZM21 71V72H20ZM112 71V70H111ZM123 71V72H122ZM131 71V72H130ZM132 71H134V72H132ZM141 71V70H140ZM190 71V72H189ZM245 71H247V73L245 72ZM258 71V72H257ZM107 72V73H106ZM109 72V73H108ZM122 72V73H121ZM145 72V71H144ZM175 72V73H174ZM180 72V73H179ZM195 72V73H194ZM249 72V73H248ZM95 73V74H94ZM98 73V74H97ZM118 73V74H117ZM119 73H121V78L119 77ZM123 73H124V75H123ZM126 73V74H125ZM174 73V74H173ZM197 73V74H196ZM246 73V74H245ZM7 74V78H6V75ZM110 74V75H109ZM116 75V76H115ZM125 75H128V76H125ZM2 76H4V77H2ZM101 76V77H100ZM124 76V77H123ZM129 76H131V77H129ZM9 77V78H8ZM98 77V78H97ZM111 77H113V78H116V79H112ZM126 77V78H125ZM201 77V78H200ZM220 79H219V78ZM263 77V78H262ZM13 78V79H12ZM83 77L81 76V79H82ZM102 78V79H101ZM122 79V80H120L119 81V79ZM130 78V79H129ZM174 78V79H173ZM206 78V79H205ZM212 78V79H211ZM94 79H95V81H94ZM109 79H112V80H109ZM127 79V80H126ZM168 79V80H167ZM226 79V80H225ZM260 81H259V80ZM13 80V81H12ZM83 80V79H82ZM97 80H103V83L100 81V82H98ZM115 80V81H114ZM93 81H94V83H93ZM178 81V82H177ZM180 81V82H179ZM216 81V82H215ZM236 81V82H235ZM252 81V82H251ZM11 84H10V83ZM15 82V83H14ZM36 82V83H35ZM39 82V83H38ZM80 82H83V81H81L80 80ZM174 82V83H173ZM98 83H100V84H98ZM102 83V84H101ZM170 83V84H169ZM194 83V84H193ZM242 83V84H241ZM262 83H263V85H262ZM18 86V87H16V85ZM27 84V85H26ZM62 84H64V83H61V84H55L54 85V87L56 88L55 90L56 91H58V92H60V95L62 96V97H67V96H69L68 94L70 93L66 88H67V86L64 84V85H62ZM98 84V85H97ZM189 84V85H188ZM193 84V85H192ZM40 85V86H39ZM97 85V86H96ZM186 85H188V86H186ZM216 85V86H215ZM237 85V86H236ZM259 85V86H258ZM27 88H26V87ZM64 86H66V88L64 87ZM218 87V88H217ZM236 87V88H235ZM29 88V89H28ZM34 88V89H33ZM166 88V87H165ZM216 88V89H215ZM226 88V89H225ZM2 89V90H1ZM5 89V90H4ZM19 89V90H18ZM31 89V90H30ZM34 90V92L35 93H37L35 96H33V90ZM66 89V90H65ZM250 89V90H249ZM17 90V91H16ZM84 90V91H83ZM169 90H171V91H169ZM245 90V91H244ZM24 91V92H23ZM258 91V92H257ZM262 93H261V92ZM17 92H19V93H17ZM30 92V93H29ZM32 92V93H31ZM69 92V93H68ZM170 92V93H169ZM249 92V93H248ZM254 92H256V93H254ZM34 93V94H35ZM90 93V94H89ZM217 93H219V90L217 91ZM251 93H253L252 95H251ZM259 93L261 94V95H259ZM7 94V95H6ZM168 95V100L170 99L171 100V102H169L168 100H166V102H163V99L165 100V98H163V97H166L165 95ZM173 94V95H172ZM203 94V95H202ZM212 94V95H211ZM232 94V95H231ZM254 94H258V96H254L253 97V95ZM27 95V96H26ZM249 95V96H248ZM13 96V97H12ZM38 97V98H37ZM46 97V98H45ZM250 97H253V98H250ZM45 98V99H44ZM167 98V97H166ZM236 98V99H235ZM247 98H249V99H247ZM32 99V100H31ZM36 99V100H35ZM37 99H38V101H37ZM251 99H253V100H251ZM29 100H31V101H29ZM89 100H90V98H89ZM37 101V102H36ZM83 101V102H82ZM82 102V103H81ZM91 102V101H90ZM90 102H89V105H88V107H92V108H94V106H96L94 103H96V101H94L93 102V104L91 103L90 104ZM186 102V101H185ZM232 102V103H233ZM255 102V103H254ZM77 103V104H76ZM170 103V104H169ZM30 104V105H31ZM164 104V105H163ZM183 105V107L184 108H186L187 107V104L185 105V104H182ZM181 105V106H182ZM75 106V107H74ZM82 106V105H81ZM214 106H216L217 107V105H214ZM1 107H3V106H1ZM219 107V106H218ZM251 107V108H250ZM258 107V108H257ZM172 110H171V109ZM252 109V110H251ZM156 110V111H155ZM181 110V109H180ZM179 110V111H180ZM223 110V109H222ZM260 110H261V108H260ZM153 111H154V113H153ZM172 111V112H171ZM165 112V113H164ZM222 113H221V115L219 116V119H221V122H220V124H217L219 127H218V130H219V133L221 132L222 134V136L224 137V138H226V140L228 139V136L229 135H231L230 137H232V136H235V134L236 135H238V134H240V129L241 128H239V127H236L237 126V124H236V120H234V117L232 116V114L230 115L229 114V112H226V110L225 111H221ZM225 112V113H224ZM231 113V112H230ZM77 114V115H76ZM167 114V115H166ZM187 113H185L182 117H180V118H178V119H181V120H179V123L176 121V122H174V124L172 125L173 126V130H174V137L173 138H171V140H174L175 141V144L178 142V144L180 145V140L181 139H183V146L182 147H185L186 145H190L193 141L195 142V140H193V139H195V134H197L196 135V137H198V141H204V142H206V139H205V137H207V135H206V132H205V130L203 131L204 132V135H203V132H193V133H191V131H189L190 130V128H188V127H186L185 126V123H183V122H185L186 120L185 119H187L188 117H187V115H186ZM206 114H208V113H206ZM206 114H205V126H203V129L206 127V126H208V124H210L211 125V123L212 124H214V122H218L219 123V121H218V119L217 118H215L214 117V114H212V116H206ZM211 114H208V115H211ZM31 115V116H32ZM229 115H230V117H229ZM25 116H27V115H24V118H25ZM150 117V118H148V117ZM157 116V117H156ZM257 116V117H256ZM78 117V118H77ZM223 119H222V118ZM76 118V119H75ZM154 120V122H155V124H158L157 126L155 125V124H153L154 122H153V120ZM163 120H162V119ZM176 118V117H175ZM217 119V121H214L213 122V119ZM255 118V119H254ZM26 119V118H25ZM57 120H59L58 118H56ZM80 119V114L79 113H75L74 115H73V118H72V121L70 122L69 121V123H72L71 125L73 126V128H74V130H73V128H72V130L74 131H72L73 132V134H75L76 135V137H74L75 135H73V137L71 138V140L72 141H70L66 146L64 145V147L65 148H58V150L56 149V151H55V153L58 155V157L60 158L62 155H64L66 152H68L70 155H71V157L73 156L74 157V159L75 160H73L74 161V163H73V165L74 166H72V168L74 169H72V172L70 173V174H68V175H66V177H65V175H61L60 173H59V171L56 169L55 170V174L54 173H52V171L49 169V167H46L45 168V170H46V172L47 171H51L50 172V174L47 176V179H49V177L51 176V173H52V175H53V177H55V178H60V182H63L64 184H66L65 185V188L63 189V193H65V195H63L64 197V199L66 200V201H68V204H69V206H71V214L72 215H74V213L73 212H75L76 210H81L82 208L84 209V208H86V207H88V206H95L96 205V207H94L95 209H97V211H99V212H102V214L103 215H105V216H102V219H103V217H104V219H103V221L105 222V224H106V229H110L111 228V230H110V232H111V235L112 236H110V238H109V244H108V247H106L107 248V250H105V251H103L102 252V254H101V256H100V258L99 259H97V260H94V259H88V258H86V257H83V256H81V257H79V254H80V250H82V245H83V239L81 238V237H79V235H73V229L74 228H72V227H74V224H75V222L76 221H74V219L72 218V219H68V221L67 222H65V220H64V217H65V211H63V209H62V207L61 206H57V204H56V201L54 200L55 198L53 197V194H51V192H50V194L49 193H47V189H44V190H46V191H43L44 193H42V195L40 196L38 193H32V195H33V197H32V195H31V198L32 199H30L29 197H24V199H22L23 201H24V203H26V205H24V203H22L23 204V206H24V208H23V210L22 211H26L25 213H29V212H31V211H33L32 213H35V214H33V215H31L32 217V219H30L29 221L27 220V221H23L22 219H19L18 217H7L8 215H6V213H5V211H4V213H3V210L2 209H0V264H75V263H79L78 261H80V264L82 263V264H119V258H121L120 256H122V254L123 253H125L126 252V250H132L133 252H134V254H136V253H138V254H141V253H143V254H141V257H143L144 258V256H145V260L142 258L138 263L139 264H151L150 263V261H151V259H154L155 257L157 258V259H155V261L153 262V264H189V263H187L188 261V259L189 260H193V259H195V257H197L196 259H197V261H195V263H193V264H208V263H210V264H216V263H218V264H234V263H232V254L230 253V252H228V249H230L231 247H232V251H234L235 253V256H234V258L235 257H238L239 255H240V250H241V247H242V245H243V243H242V240H238V236L236 237V236H233V233H231V230L229 229V225L231 224V221L235 218H237L238 216H240V215H242V213H239L240 215H237L238 213H236L238 210H240V209H237L238 207H239V205H237L236 203H234V204H232V205H230V206H228V202H229V197L227 198H224L223 197V199L220 201V203L219 202H217V201H215L214 199L217 197V191L216 190H214V189H205V188H197V186L193 189V186L190 188V187H188V188H183L182 187V185L181 184H179L180 182H179V180L178 179H174V180H177V181H175L174 183H176V184H173V186H171L170 188H168V190H165V187H164V185L162 186V184L161 183H159L160 181V170H161V168H159L160 166L159 165H157V164H155V162H153V160L151 159L152 158V156L154 155V154H152L153 152L155 153V151H153V149H152V139L154 138V135L152 136V135H150L151 137L150 138H152V139H143L142 137L143 136H141V135H138V136H134V137H132V139L131 138H129L128 140V142H129V148H130V155H127L126 157H125V161L123 162V160H121L122 159V157L120 158V157H118V159H116L115 161H111L112 160V156L113 157H115L114 155H112L113 153V150H109V153L107 152L106 154V156L108 157V156H110L111 157V159L110 158H107V159H109L108 161H109V166H111V165H113V168H112V166H111V169L112 170H115L116 169V171H119L120 170V172H122L121 174L123 175V177H125L127 180L129 179L130 181V184H133V183H135V184H133L132 186H133V188L134 189H132L131 191L133 192V193H137L138 191H140V193H142V194H140L139 193V195H140V197H139V199L141 200V202H135V206H134V204H133V206H130V208L128 207V210H129V212L131 213V214H123V216L121 215L122 213H121V211L122 210H120V209H118L117 207L115 208V206L113 205V203H112V200L111 199H105L106 197H104L103 195H101L100 194V196H99V189H100V187H99V185L97 184V185H94V184H96L95 182H93V179H94V177L95 176H97V174H95V173H98L97 171L99 170V161L97 162V160L95 159V158H98V157H95L96 155L93 153L92 154V152H91V154H90V152L88 153V152H83L84 150H83V147H82V140H81V137H80V134H85L86 132H84L83 130L86 128V130L85 131H88L87 133H92V134H87L86 133V136L87 135H89V137H87L88 139H91V137H92V140H89V141H92L93 143L95 142H97V144L98 143H100V144H102V145H104V143H106V139H107V136H106V134L104 135V131L102 130V127L100 126V125H98L97 123H98V119H97V123H94L93 121H92V123L90 124V125H92V127L90 126V125H88V124H85L84 126H86V125H88V126H86V127H82L83 126V124H80L81 122V120H79ZM96 119V118H95ZM94 119V120H95ZM156 119H158V121L156 120ZM214 119V120H215ZM225 119V120H224ZM151 120V121H150ZM162 120V121H161ZM166 120V121H167ZM210 120V121H209ZM257 120H258V122H257ZM250 121V122H251ZM263 121V122H262ZM58 122V121H57ZM96 122V121H95ZM157 122V123H156ZM209 122V123H208ZM225 122V123H224ZM29 123V127H28V124H27V126H26V128H28L27 129V132H26V130H24L23 132H25L26 134L27 133H29L30 131H32V132H34V131H36V133L37 134H39L40 132H43V130L45 131V130H47V126L46 125H44V124H42V123H38V122H36V121H34V120H32V121H29L28 122ZM63 123H64V125H63ZM66 123H67V121L66 120H64V122H63V120H62V122H60V124H58V126L56 125V127L54 128V130H53V139H55L54 141L55 142H57V140H59L60 138H59V136H60V130L62 129V128H64L65 126H66ZM97 126V128L95 127V125ZM170 123H173V121H171ZM176 123H178V124H180V125H178V124H176ZM222 123V124H221ZM260 123V124H259ZM62 124V125H61ZM151 124V125H150ZM62 127H61V126ZM71 125L69 126V124H68V126H69V128L71 127ZM75 125V126H74ZM139 125V126H140ZM152 127V126H154V127H150V126ZM182 125V126H181ZM222 125V126H221ZM235 125V126H234ZM64 126V127H63ZM94 126V127H93ZM184 126V127H183ZM60 127V128H59ZM81 127H82V129L83 130H81ZM95 128V130L94 129H90V128ZM101 127V128H100ZM177 127V128H176ZM25 128V129H26ZM146 128H148V129H150V131L147 129L146 130ZM183 128V129H182ZM77 129V130H76ZM98 129H100V130H98ZM179 129V130H178ZM221 129V130H220ZM224 129V130H223ZM230 129V130H229ZM92 130H94V131H91ZM102 130V132H100ZM154 130V131H155ZM177 130V131H176ZM186 130V131H185ZM257 130V131H256ZM29 131V132H28ZM39 131V132H38ZM78 131H82L83 133H81L80 132V134L78 135L77 133H79ZM96 131V132H95ZM98 131V132H97ZM149 131V132H148ZM154 131H153V133H154ZM232 131V132H231ZM93 132H95V134H96V136L93 134ZM24 133V134H25ZM55 133V134H54ZM101 133V135H99ZM102 133H103V136H102ZM195 133V134H194ZM198 133H200V134H198ZM227 133V134H226ZM24 136V135H23ZM78 136H79V138H78ZM98 136H100V137H98ZM105 136V137H104ZM199 137H201V138H199ZM203 137V138H202ZM77 139L76 141H75V139ZM181 138V139H180ZM239 138H240V135H239ZM78 139H80L81 140V142L78 140ZM87 139V140H88ZM70 140V139H69ZM96 140V141H95ZM149 140H151V141H149ZM222 140H223V138H222ZM226 140H223L224 142L226 141ZM229 140V139H228ZM227 140V144H228V141ZM40 140L38 139V142L37 143H40L39 142ZM89 141H87V143L86 144H90L91 145V143L89 142ZM101 141V142H100ZM200 141V142H201ZM242 141V140H241ZM148 142V143H147ZM149 142H151V143H149ZM74 143V144H73ZM177 144V145H178ZM240 144H243V142H240ZM69 145V146H68ZM80 145V146H79ZM164 145V146H163ZM162 146L163 147H161V149H162V151H164V149L168 146V147H170V142H168L167 141V143L165 142L164 144H163ZM177 145H175L174 147L175 148H179V145L177 146ZM214 145H215V143H214ZM86 146H88V145H86ZM151 146V147H150ZM171 146H172V144H171ZM243 146H245L244 144L242 145V153H246V152H244V150L246 149V147H244V149H243ZM67 147V148H66ZM167 147V148H168ZM181 147V148H182ZM228 147V153L226 152L225 154H223V155H220V156H216V159L214 160V164H216L217 166H221V165H223V163L225 164L226 163V165H225V169H227V171H229L230 170V165H228V164H230V155L233 153V151H232V149L230 148V146L228 145L227 146ZM71 148V149H70ZM74 148V149H73ZM107 148V147H106ZM154 148V147H153ZM166 148V149H167ZM62 149V150H61ZM64 149V150H63ZM231 149V150H230ZM107 150H108V148H107ZM143 150V151H142ZM151 150V151H150ZM183 150V151H182ZM184 148H182V149H180L179 151H177V155H179V154H182V155H184L183 156V158H182V156L181 155H179L180 156V158L177 156V163H178V167H177V170H179V171H182V170H185L186 168V170L184 171L185 173H186V171H188V172H191L192 171V167H191V165H189L190 163L189 162H187L186 160H187V157H185V153H183L184 152ZM230 150V151H229ZM62 151V152H61ZM202 151H203V149L199 152H197V156L199 157V155H202L203 153H202ZM65 152V153H64ZM105 152H106V149H105ZM139 152V153H138ZM112 153V154H111ZM142 153V154H141ZM151 153V154H150ZM210 153H212V150L210 151ZM230 153V154H229ZM112 156H111V155ZM132 154V155H131ZM213 154V153H212ZM227 154V155H226ZM95 155V156H94ZM94 156V157H93ZM213 156V155H212ZM226 156H228V157H226ZM72 157V158H73ZM128 157V158H127ZM90 158V159H89ZM117 158V157H116ZM95 159V160H94ZM115 159V158H114ZM113 159V160H114ZM131 159V160H130ZM185 159V160H184ZM227 159H229V160H227ZM90 160V161H89ZM94 160V161H93ZM120 160V161H119ZM179 160H181V161H179ZM224 160V161H223ZM81 161V162H80ZM112 163H111V162ZM119 161V162H118ZM96 164H95V163ZM117 162V163H116ZM144 162V163H143ZM92 165H91V164ZM114 163H116V164H114ZM119 163V164H118ZM84 164V165H83ZM130 164V165H129ZM147 166H146V165ZM185 164V165H184ZM219 164V165H218ZM97 167H96V166ZM115 165H117V166H115ZM119 165V166H118ZM125 165V166H124ZM135 165V166H134ZM141 165V166H140ZM142 165H144V166H142ZM155 165V166H154ZM189 165V166H188ZM93 166V167H92ZM115 166V167H114ZM95 167V168H94ZM144 167V168H143ZM135 168V169H134ZM138 168V169H137ZM152 168V169H151ZM180 168V169H179ZM79 169V170H78ZM123 171H122V170ZM151 169V170H150ZM83 170H85L84 172H83ZM88 170H89V172H88ZM147 170V171H146ZM57 171H58V173H57ZM79 171V172H78ZM126 171H127V173H126ZM129 171V172H128ZM145 171V172H144ZM243 171H245V169H236L235 170V173L236 174H238L237 176H235L234 175V181L233 182H235V183H233V184H235V187H237V186H243L244 185V187H238V188H242L243 190L245 189V191L247 192V195H249V197L250 196H252L253 194H254V192L255 193H257L258 192V189L256 188L255 189V187L256 186H259L258 185V183H256L257 182V180H252V178L249 176V175H247L246 176V178H244V172ZM95 172V173H94ZM148 172V173H147ZM187 172V173H188ZM201 171H200V169L198 168V171L195 173V177L196 178H198V175L199 174H201L200 173ZM247 172H249V170L247 171ZM57 173V174H56ZM75 173V174H74ZM94 173V174H93ZM186 173V174H187ZM199 173V174H198ZM242 173V174H241ZM60 174V175H59ZM136 174V175H135ZM150 174V175H149ZM241 174V175H240ZM56 175V176H55ZM72 175H74V176H72ZM77 175V176H76ZM145 175L147 176V177H145ZM149 175V176H148ZM58 176V177H57ZM60 176V177H59ZM62 176V177H61ZM70 176V177H69ZM92 176V177H91ZM128 176V177H127ZM248 176H249V178H248ZM74 177H76V179H79V181L77 182V184H79V185H76V184H73L74 182L72 181V179L74 178ZM87 177V178H86ZM241 177V178H240ZM62 178H63V180H62ZM66 178V179H65ZM68 178V179H67ZM70 178H71V181H70ZM131 178H132V180L134 181H132L131 180ZM141 178V179H140ZM176 178H179V176L178 177H176ZM199 178H200V175H199ZM237 178V179H236ZM240 178V179H239ZM86 179V180H85ZM89 179V180H88ZM243 179H244V182H245V179L247 180V182H243ZM59 180V179H58ZM68 180V181H67ZM92 180V181H91ZM137 180V181H136ZM156 180V181H155ZM233 180V179H232ZM251 180V181H250ZM131 181H132V183H131ZM146 181V182H145ZM238 181H239V183L241 184H239L238 183ZM263 181V185H264V179L262 180ZM261 181V182H262ZM84 182V183H83ZM86 182V183H85ZM87 182L89 183V184H87ZM148 182V183H147ZM243 182V183H242ZM142 183V184H141ZM146 185H145V184ZM73 184V185H72ZM179 184V186H177ZM257 184V185H256ZM262 184V183H261ZM25 186L24 187H26V183L24 184ZM150 185H152V186H150ZM154 185V186H153ZM246 185V186H245ZM248 185H250V187L248 186ZM256 185V186H255ZM73 186V187H72ZM77 187L78 186V188H76L75 189V187ZM79 186H80V189H79ZM85 186V187H84ZM97 186V187H96ZM147 186V187H146ZM174 186H176V187H174ZM181 186V187H180ZM195 186V185H194ZM254 188H253V187ZM66 187L68 188V190L66 189ZM70 187V188H69ZM92 187V188H91ZM97 189H96V188ZM143 187V188H142ZM246 187V188H245ZM34 188V187H33ZM95 188V189H94ZM146 188V189H145ZM180 188V189H179ZM190 188V189H189ZM196 188H197V190H196ZM237 188V189H238ZM251 188V189H250ZM36 189V191L38 190V189H40V188H34L33 189V192H36V191H34ZM70 189H72V190H70ZM73 189H75V190H73ZM136 189V191H134ZM144 189H145V191L146 192H150V193H145V192H143L144 191ZM170 189V190H169ZM247 189V190H246ZM66 190V191H65ZM96 192V194H94L95 192ZM179 190V191H178ZM183 190V191H182ZM202 190V191H201ZM211 190V191H210ZM14 191V190H13ZM13 191H11L10 192V194L11 193H13ZM65 191V192H64ZM72 191V192H71ZM75 191V192H74ZM170 191V192H169ZM185 191V192H184ZM215 191V192H214ZM39 192V191H38ZM49 192V191H48ZM94 192V193H93ZM166 192V193H165ZM180 192V193H179ZM205 192V193H204ZM145 193V194H144ZM198 193V194H197ZM36 194H38L37 195V197H36ZM88 196H87V195ZM91 194V195H90ZM94 194V195H93ZM138 194V193H137ZM137 194H136V196H137ZM146 194H148V196H146ZM168 194V195H167ZM169 194L171 195V197L170 198H172L171 200H173V201H175V203H173L174 205L172 206V207H170V206H168V204H166L167 203V201L166 200H168V198L167 197H169ZM45 195V196H44ZM96 195V196H95ZM151 195V196H150ZM193 195V196H192ZM34 196H35V198H34ZM40 196V197H39ZM66 196V197H65ZM99 196V197H98ZM141 196L143 197L142 199H141ZM144 196H146L147 198L149 197V199L147 200V198L146 197H144ZM165 196V197H164ZM40 199H39V198ZM42 197V198H41ZM53 199H52V198ZM194 197H196V198H194ZM98 198V199H97ZM103 198V199H102ZM151 199H152V201H151ZM163 199H164V204H166L167 206V208L169 209H167L166 208V210H168L167 211V213L169 214V213H171L170 215H173L175 212H179V214L181 213H183L182 215L180 214V216L178 217V220H179V218H180V220L178 221V220H176L177 222H180L181 221V219H182V221L184 222H180L179 224L177 223V222H175L176 224H174L175 226L176 225H178V226H176V228H175V226L174 227H171L170 228V231H168V230H164L165 231V233H162L163 232V229H160V230H162L161 232L159 231V228H161L162 226V224L163 223H161V222H159V220H158V214L160 213V207L158 206L159 205V203L161 202V201H163ZM166 199V200H165ZM175 199V200H174ZM181 199V200H180ZM185 199V200H184ZM194 199V200H193ZM221 199V198H220ZM226 199V200H225ZM144 200V201H143ZM146 200V201H145ZM150 200V201H149ZM196 200V201H195ZM212 200V207H210L211 209H214V210H211L210 211V213H209V216H211V217H209V220H208V222H207V224H206V226H213V225H216V224H220L221 226H222V229H221V231L218 233L217 231H215V232H213L209 237H202L200 240H196V238L195 237H192V234H193V236H194V234H195V232L193 233V231H195L196 229V227H197V229H198V227L199 226H201V224H198L197 225V221H196V218H197V220L199 219V217H200V215H201V213H202V211H203V209H204V207L206 206V205H208L209 204V201H211ZM22 201V202H23ZM35 201V202H34ZM54 201V202H53ZM109 201V202H108ZM157 203H156V202ZM159 201V202H158ZM194 201V202H193ZM27 202H28V204H27ZM39 202H42V203H39ZM143 202V203H142ZM155 202V203H154ZM179 202V203H178ZM181 202V203H180ZM192 202H193V204H192ZM198 202V203H197ZM217 202V203H216ZM225 202V203H224ZM32 203V204H31ZM34 203V204H33ZM74 203V204H73ZM112 203V204H111ZM137 203H139V204H137ZM148 203V204H147ZM153 203V204H152ZM161 203H163V202H161ZM185 203V204H184ZM227 203V204H226ZM36 204V205H35ZM42 204H45L46 205V207H45V205H42ZM73 204V205H72ZM77 204V205H76ZM100 204V205H99ZM141 204V205H140ZM158 204V205H157ZM178 204V205H177ZM179 204H180V207H182V205H184L183 206V208H180L179 207ZM187 204V205H186ZM31 205H33V206H31ZM138 205H140V206H138ZM143 205V206H142ZM192 205V206H191ZM221 205V206H220ZM234 205V208L232 207ZM236 205V206H235ZM26 206L28 207V208H30V207H33V209H31V211H29L28 209V211L26 210ZM112 206H114V207H112ZM179 207V208H177V207ZM219 206V207H218ZM228 206V207H227ZM238 206V207H237ZM41 207H42V211L45 213H48V211H51L52 209H53V212L54 213H57L58 215H57V220H58V225L55 227V229L53 228V230L52 231H54V232H52L51 231V229L52 228H46V225L45 224H41V221L39 220V219H35V218H39V215H37V214H39L38 212L39 211H37V210H39V209H41ZM98 207V208H97ZM133 207H135V209L133 208ZM202 207V208H201ZM227 207V208H226ZM37 208V209H36ZM77 208H79V209H77ZM189 208V209H188ZM218 208H220L219 210H224V212H225V214H224V216L222 217V215L221 216H217V214H215V209H218ZM222 208V209H221ZM25 209V210H24ZM36 209V210H35ZM76 209V210H75ZM116 209H118V210H116ZM138 209V210H137ZM156 210V211H154V210ZM158 209H159V211H158ZM178 209H180V210H178ZM184 209V210H183ZM230 210V212L229 211H227V210ZM235 209V210H234ZM74 210V211H73ZM120 210V211H119ZM152 210V211H151ZM176 210V211H175ZM58 211V212H57ZM61 211V212H60ZM148 211V212H147ZM149 211H151V212H149ZM214 211V212H213ZM233 213H232V212ZM59 212H60V214H59ZM107 212V213H106ZM120 212V213H119ZM123 212V211H122ZM159 212V213H158ZM200 212V213H199ZM228 212V213H227ZM27 213V214H28ZM32 213H29V214H32ZM105 213V214H104ZM111 213H112V215H111ZM119 213V214H118ZM124 213V212H123ZM235 213V214H234ZM64 214V215H63ZM228 214V215H227ZM121 215V216H120ZM128 215V216H127ZM130 215V216H129ZM132 215V216H131ZM134 215H136V216H134ZM154 215V216H153ZM185 215H186V217H189V220L185 217ZM192 217L191 219H190V216ZM194 217H193V216ZM216 215V216H215ZM226 215V216H225ZM35 216H38V217H35ZM59 216V217H58ZM64 216V217H63ZM106 216L108 217V218H106ZM120 216V217H119ZM135 217V218H132V217ZM147 216V217H146ZM182 216H184L185 217V219L184 218H181ZM229 218H228V217ZM230 216H231V219H230ZM235 216H237V217H235ZM7 217V218H6ZM34 217V218H33ZM113 217V218H112ZM117 217H119V220H117L118 218ZM140 218L141 220H140V222H142V223H146L147 221L148 222H152L151 221V219L153 220L154 218L156 219V217H157V219L155 220V221H157V226L159 225V223H161L158 227L159 228H157L156 227V229H158V231H156V230H153V231H150L149 233H148V231H146L147 233H145V231L142 229L141 230V228L139 229V228H137L139 225H137L136 226V230L137 231H135V232H138V230H141L142 231V233H140V231L138 232V233H140V234H138V233H135V235L136 234H138V236L136 235H133L132 233L130 234H128V233H125L123 230V226H124V224L126 223V222H128V221H130V219H136V218ZM153 217V218H152ZM226 217V218H225ZM234 217V218H233ZM241 217V216H240ZM109 218H110V220H109ZM120 218H121V220H120ZM128 220H127V219ZM138 218V219H139ZM144 218V219H143ZM219 218V219H218ZM60 219L62 220V221H60ZM108 219V220H107ZM117 221H116V220ZM184 219V220H183ZM195 219V220H194ZM228 219H230V221L228 220ZM2 220H4V221H2ZM113 220H115V221H113ZM124 220V221H123ZM126 220V221H125ZM143 220H145V222L143 221ZM185 220H188V223H185ZM71 221V222H70ZM121 221V222H120ZM132 221V220H131ZM25 222V223H24ZM40 222V223H39ZM111 222V223H110ZM147 222V223H148ZM193 222H194V226L192 225L193 224ZM195 222H196V225H195ZM7 223V224H6ZM63 223V224H62ZM65 223V224H64ZM108 223V224H107ZM124 223V224H123ZM40 224V225H39ZM62 226H61V225ZM73 224V225H72ZM110 224V225H109ZM117 224V225H116ZM186 226H185V225ZM39 225V226H38ZM45 225V226H44ZM66 225V226H65ZM182 225H184V226H182ZM187 225H190V226H193L192 227V230H189V228H191L190 226H187ZM6 226V227H5ZM42 226V227H41ZM59 226V227H58ZM109 226V227H108ZM180 226V227H179ZM4 227V228H3ZM45 227V228H44ZM179 227V228H178ZM182 227H184V228H186L187 227V229L188 230H186L187 231V233H184L185 232V230L182 228ZM8 228H10V230L8 229ZM40 228V229H39ZM114 228V229H113ZM175 230H174V229ZM181 228V229H180ZM257 228V227H256ZM12 229V230H11ZM49 229H50V231H49ZM58 229V230H57ZM70 229V230H69ZM177 229H178V231H177ZM183 229V230H182ZM15 230V231H14ZM42 230V231H41ZM57 230V231H56ZM71 230H72V232H71ZM12 231V232H11ZM68 231V232H67ZM70 231V232H69ZM144 231V232H143ZM154 231H156V232H154ZM176 231V232H175ZM180 231H181V233H180ZM184 231V232H183ZM188 231H189V234H191V238H190V236L188 235ZM191 231V232H190ZM15 232V233H14ZM48 232H50L49 234H48ZM114 232V233H113ZM179 232V233H178ZM183 232V233H182ZM217 232V233H216ZM17 233V234H16ZM46 233H47V235H48V237H43V236H47L46 235ZM68 233V234H67ZM124 233V234H123ZM157 233V234H156ZM166 233H168L167 235H166ZM223 233V234H222ZM45 234V235H44ZM72 236H78V237H75V239H74V237L73 238H71L70 240H72V241H69V244H67V246L66 245H63L62 244V246H63V251H62V253H63V256L64 257H61L62 255H60V254H58V256L59 257H54V256H50V257H47L46 255H42L43 254V252H41L40 251V249H38L39 248V246L38 245H36V244H34L35 242H37V241H42V239H43V242H46V246L48 247V249H50V246L51 245H54L56 242H60L61 240H63L64 238H67L66 236H70L71 237V235ZM128 234V235H127ZM142 234V235H141ZM161 234V235H160ZM163 234V235H162ZM226 234V235H225ZM119 235V236H118ZM122 235V236H121ZM130 235V236H129ZM133 235V236H132ZM140 235V236H139ZM146 235V236H145ZM149 237H148V236ZM158 235V236H157ZM179 235H181L185 240H187L188 238H190V239H188L186 242H187V244H186V242L184 241V240H182L181 238L182 237H179ZM183 235H185V236H183ZM132 236V237H131ZM157 236V237H156ZM174 236V237H173ZM222 236V237H221ZM43 237V238H42ZM69 237V238H70ZM134 237V238H133ZM137 239H136V238ZM147 237V238H146ZM155 238V240H154V238ZM233 237V238H232ZM42 238V239H41ZM77 238H78V240H77ZM133 238V239H132ZM142 238V239H141ZM159 238V239H158ZM167 238V239H166ZM177 238V239H176ZM224 238V239H223ZM227 238V239H226ZM38 239H40V240H38ZM121 239V240H120ZM158 239V240H157ZM191 239L193 240V241H191ZM204 241H203V240ZM37 240V241H36ZM189 240H190V244H188V242H189ZM223 240V241H222ZM236 240V241H235ZM131 241V242H130ZM157 241H159V242H157ZM167 241V242H166ZM178 241V242H177ZM196 241V242H195ZM222 241V242H221ZM226 241H227V243H226ZM229 241V242H228ZM76 242V243H75ZM125 242V243H124ZM137 242V243H136ZM177 242V243H176ZM192 242H194V243H192ZM239 242V243H238ZM240 242H241V246L240 245H238V244H240ZM34 245H33V244ZM64 243V242H63ZM203 243V244H202ZM223 243V244H222ZM224 243H226L225 245H224ZM228 243H229V245H228ZM232 243V244H231ZM237 243V244H236ZM31 246H30V245ZM38 244V243H37ZM133 244V245H132ZM162 244V245H161ZM165 244V245H164ZM187 245V246H185V245ZM195 244V245H194ZM29 245V246H28ZM126 245V246H125ZM159 245V246H158ZM189 245V246H188ZM61 246V247H62ZM129 246V247H128ZM128 249H127V248ZM238 247L240 248V249H238ZM114 248V249H113ZM235 248V249H234ZM31 249V250H30ZM39 251H38V250ZM126 249V250H125ZM135 249H136V251H135ZM236 249H238V250H236ZM37 250V251H36ZM255 251H257L258 252V249L256 248V249H254ZM106 251H107V253H106ZM253 251V250H252ZM42 254H41V253ZM254 252V251H253ZM228 253H229V255H228ZM111 254V255H110ZM227 255V256H224V255ZM115 255V256H114ZM158 255V256H157ZM223 255V256H222ZM113 256V257H112ZM131 256V255H130ZM220 256H222L223 258H221ZM232 256V257H231ZM77 257H78V259H77ZM103 257V258H102ZM152 257V258H151ZM154 257V258H153ZM161 257V258H160ZM70 258V259H69ZM81 258V259H80ZM108 258H112V262H108L107 260H108ZM147 258V259H146ZM151 258V259H150ZM159 258V259H158ZM193 258V259H192ZM48 259V260H47ZM53 259H55V260H57V261H55V262H53ZM61 259V260H60ZM84 259V260H83ZM107 259V260H106ZM115 259H117V261H114ZM119 259V260H118ZM128 259H130V257L128 256ZM150 261H149V260ZM216 259H218V261H216ZM222 259H224V260H222ZM227 259V260H226ZM59 260V261H58ZM76 260H78V261H76ZM83 262H82V261ZM110 260V259H109ZM105 261H107V262H105ZM121 261H123V259H121ZM120 261V262H121ZM149 261V262H148ZM251 261V262H250ZM59 262V263H58ZM126 262H128V260L126 261ZM227 262V263H226ZM247 262H249V263H246V261H245V263L246 264H264V256H263V258H259L258 256H256V254H253V256L249 259V260H247ZM123 263H125V262H123ZM123 263H120V264H123ZM137 263V264H138ZM244 263V264H245Z\"/></svg>",
	"mask_w": 264,
	"mask_h": 264
}]
</instances>
